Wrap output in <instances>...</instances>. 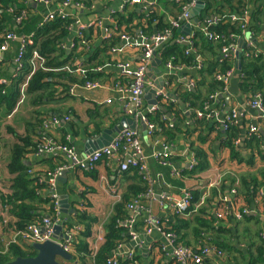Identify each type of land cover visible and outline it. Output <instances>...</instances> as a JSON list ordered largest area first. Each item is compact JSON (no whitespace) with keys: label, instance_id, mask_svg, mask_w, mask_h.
<instances>
[{"label":"crops","instance_id":"1","mask_svg":"<svg viewBox=\"0 0 264 264\" xmlns=\"http://www.w3.org/2000/svg\"><path fill=\"white\" fill-rule=\"evenodd\" d=\"M109 1L91 0L92 3L89 7L85 6L83 2L75 3L72 1L62 9L65 16L74 20L73 24L69 26L67 36L64 39V52L66 55L71 53L74 48L75 39H80L87 33L89 28H92L89 44L94 46L93 49L96 46H101L105 40L118 39L106 50L107 59L102 64L90 69L91 73L99 74L97 80H95L98 85L95 88L87 89L85 88V82L79 85L74 84V93L69 91L66 96H60L54 101H43L38 105H31L28 102L26 111L23 102H19L9 116L5 118L16 116L20 110H24L26 115L24 121L16 119L14 123L9 124L17 132L23 131L25 120L35 121V119H41L43 126L39 128L40 130L37 129V135L33 136V139L36 140L38 136V138L45 137L46 140L59 145H62L60 142L63 141L66 143L67 149L74 152L78 157L82 156L86 150L93 151L95 147L107 146L123 131L113 133L112 127L115 123L124 122L125 118L133 119L134 127L126 129H135L137 132L147 175L151 181L148 182L141 178L142 175L138 174L137 166L130 165L124 171L127 173L122 174L124 172L121 171L120 164L127 157V153L122 149H118L108 156H103L92 167L73 165L68 153L63 150H53L41 156L31 153L27 156L28 161L24 160V163L31 165L34 171L43 172L41 180L47 186L41 190L42 197L52 199V194L57 195V205L52 199L54 203L53 213L49 215L46 211L41 210L38 211L39 217L58 219L60 225L58 234L61 235L62 239L59 243L66 239L63 233L67 232L72 235L70 240L72 247L70 252H67L71 256V260L56 257L55 260L61 264H93L91 257L103 242L107 226L114 217L118 219L117 224L124 227L125 233L122 234V237H125V241L117 244L109 253L110 257L134 251L140 264H176L172 258L165 256V252L161 251L163 246H168L170 243L167 234H172V232H167V225L162 223L161 220H170L175 215L172 207L173 200L180 198L183 192H189L192 196V193L196 192V195L199 194L200 205H208L209 210L216 215L217 211L221 212L219 210L221 206L218 202L221 201L220 197L226 196L230 201L229 203L226 202L227 213H231L229 209L238 211L237 207L241 206V202L236 198L234 202H237L232 204L236 195L238 178L250 173L256 174L259 169L264 168V111L250 107L249 101L253 98L254 93H245L239 88L241 82L240 65L236 66L237 59L235 57L237 50L245 49L248 55H262L264 58V18L261 19V23L250 21V10L252 11L254 5L251 4L248 8H245L240 22L242 34L232 36L235 41L225 45L226 47L229 44L235 46L233 53L228 56L234 58L235 67L224 74L216 75V78L221 80L225 87L222 91L210 95V101L205 102L203 108H191L184 96L185 90L187 92L194 91L196 81L199 79L198 77L195 78V74L201 68V64L197 63L193 66L174 64L171 58L163 61L162 51L169 43L174 44L170 39L167 43L163 42L156 49L155 56L159 62L152 65L153 58L151 56L145 64L147 82L143 89V100L145 107L151 109L146 113L151 116L159 113L161 120H166L169 127L176 128L174 130L177 137L172 140L173 143H169L167 140L170 139L153 133L156 127L149 123L147 119L146 121L152 127H149L148 123L142 121L140 117L127 112L130 105L125 94L119 89L128 86L132 78L121 71L120 65L127 63L129 64L128 71L134 72L138 66L143 64V42H150L151 37L158 33V31H155L157 30L156 22H149L146 20V16L153 13L171 22L180 16L181 6L186 0H144L141 3H131L130 0H114L113 4L108 5L106 2ZM196 1L193 0V5L188 9L187 20H180L177 27L179 34L177 33L174 36V40L180 36L191 37L193 31L196 29L203 30L204 25L209 24V21L215 22L218 19L215 14L213 16L209 14L210 12L205 11L202 0H198L202 2L199 13L194 17H190L189 12L196 6ZM261 1L263 3L261 5L264 6V0ZM15 4L14 10L24 13L21 16L25 22L21 24L22 20H17L16 17L11 18L8 25L13 32L23 38H30L38 26L45 22L48 13H56L60 10L58 9L60 0H48L47 4L34 3L32 0H19ZM126 4L127 6L124 9ZM9 8L11 9L6 12L7 14L13 9V7ZM116 11H122L126 14V18L132 13L135 14L132 21H125L124 23L128 24H123L118 32L114 29L116 25L111 16ZM175 13H177V16L173 18ZM233 16L237 19V15L232 14L231 17ZM187 24L189 25L188 29L184 28L183 30L182 27ZM251 25L260 29L256 36H253L250 31ZM126 27H130L131 32L135 28L134 34L125 33L124 28ZM144 29H148L151 35L150 33H146V35L143 32ZM122 34L133 38V41L130 43L123 41L121 39ZM239 41H243V46L240 48H238ZM179 44L185 45L182 42H179ZM19 46L20 42L18 40L12 41L3 54L5 62H9L6 65L8 71L13 75L17 74V64L14 61ZM93 49L91 51L87 50V52L91 53ZM80 50H83V48L76 49L77 52ZM87 58L88 55L83 53L73 61L67 62L64 68L70 72L74 71L77 76L85 79L87 70L83 68V61ZM224 58L227 57H222L220 51L218 59ZM168 62L171 68H168ZM148 72L151 76L148 75ZM0 80L5 81L2 78ZM160 81H162V87L158 88L156 85L160 84ZM191 81L193 86H190ZM209 81V78H207L206 85ZM262 86L261 92H257L262 96L264 103V82ZM200 91L201 94H204L205 86H200ZM165 92L171 93L173 97L167 96ZM225 92L229 94L227 99L219 97ZM152 99L155 100V103L150 104ZM160 108H164L165 111ZM230 109L242 110L244 116L225 128L224 123ZM140 122L146 124L145 134L142 131ZM40 131H42L41 134H39ZM232 132L236 136L233 139L234 150L237 152L234 158L226 144ZM1 136L3 139H12L10 134L4 135L1 133ZM255 139L259 141V151L254 146ZM105 141H109V143L103 145ZM249 141L251 142L249 143ZM191 142L203 151L202 161H200L203 166L195 169L198 171L188 176L183 174L182 171L191 169L197 163L194 154L189 150V143ZM164 147H166V150H164L165 156L155 158L154 153L163 151ZM132 152L134 151L131 148L130 154ZM170 158L174 160L172 162L167 160ZM44 159H49L55 164L59 162L52 172L58 167H63L55 174L52 184L49 180L52 172H47V163L41 162ZM165 159L170 165L160 163L159 160ZM250 159L252 163L248 164ZM142 184H145L146 190L152 192L153 195H147L146 190H142L141 194H137L138 196L135 198L136 188ZM220 186H223L224 194L212 197L213 189L218 188L219 190ZM59 197H64V199L58 203ZM206 198L210 203L204 201ZM254 202L255 205L250 208L249 213L259 218L258 224L253 221L243 222L241 219L239 220L241 222L236 224H233L227 218L219 221L220 226L230 228L233 232L232 237L230 236L229 241L226 240V242H230L231 245L241 249L243 254L247 250L246 245H248L250 237L246 235L244 228L248 226V229L253 233V229H257L259 226V228L264 227V215H262L264 213V197L258 194ZM132 205L136 206L132 207ZM233 205H236V207ZM197 207L195 206V208ZM63 209L65 211H62ZM82 213L89 215L87 226L84 222L79 223L76 219L78 214ZM188 215L180 216L187 217ZM231 215L233 216V212ZM41 219L37 222H40ZM156 222L159 225H155ZM0 227L1 231H5V226L0 224ZM132 233H134V237ZM76 240L86 247V254L83 251L80 254L75 251L74 242ZM18 245L31 247V244L24 242H20ZM201 247L202 245L198 249L200 250ZM208 257L210 259L202 260V264H222V255L217 257L209 254Z\"/></svg>","mask_w":264,"mask_h":264},{"label":"trees","instance_id":"2","mask_svg":"<svg viewBox=\"0 0 264 264\" xmlns=\"http://www.w3.org/2000/svg\"><path fill=\"white\" fill-rule=\"evenodd\" d=\"M17 1L19 0H0V45L4 41L5 34L13 32L8 25V21L21 15L20 11L14 10V4ZM72 1L75 3L83 2L87 7L91 6L92 3L91 0ZM113 2L114 0H110L106 3L110 5ZM188 2L189 0H186L184 4ZM202 2L204 3L203 8L205 11L210 12V15L215 14L218 19L215 22L209 21V24L204 25L203 30L196 29L193 31L191 48L194 51L188 54L185 53L189 47L188 45H181L179 42L174 41V36L177 33L179 34V32L177 28H172L169 20L153 13L146 16V20L149 22H156L155 26L157 30L155 31H158V33L171 30V41L174 44L169 43L162 51L161 56L163 61L171 58L174 64L179 63L186 66H193L197 63L201 64V68L195 74V78L198 77L199 79L196 81L194 91H184L185 100L189 102L188 104L191 108L195 109L203 108L204 103L210 101V95L224 89V83L217 79L216 75L224 74L235 67L234 58L218 59V57L223 46L231 41H235L232 36H240L242 34L240 22L242 21L245 8H248L251 4L254 5L252 11L250 10V21L253 20L254 22L261 23V19L264 18V6L261 5L263 4L261 0H202ZM126 6L127 4L124 9ZM9 7H13V9L9 12L10 14H7L6 12L11 9ZM122 11H116L111 15L116 25L114 28L116 32L121 29L123 24H128L124 23L125 21L131 22L135 15L132 13L126 18V15ZM232 14L237 15L236 20H231ZM176 16L177 13L173 15V18H176ZM21 20V24H24V18ZM73 21L68 16H56L54 19L47 20L41 26H38L37 30L30 37V40L25 44V52L21 57L20 66H17V74L13 75L9 73L8 66H6L9 62H5L4 59L0 61V79H5L3 82L0 80V134H10L12 136V139L10 138L2 142L4 151H0L1 163L6 173L2 182L4 189L0 187V224H3L7 217L9 224L5 226L6 229L13 228V225L17 226L15 230L22 229L28 224L37 222L42 218L39 217L40 214L38 212L41 210L51 215L54 203L50 197H42L41 190L47 186L41 180L43 172L34 171L31 165L24 163V160L28 161V155L36 153L37 147L41 142V138H38L39 136L36 140L33 139V136L37 135L36 131L37 129L40 130L39 128L43 126V121L41 119H35V121L25 120L23 131L17 132L12 126H6L3 119L9 116L19 102H23V105L28 104V102L31 105H38L43 101H54L60 96H66L72 86L71 84L79 85L88 80L92 82L97 80L99 74L91 73L90 69L102 64L107 59L106 50L118 40L117 38L105 40L101 46H96L93 49L94 46L89 44V36L92 32V28H89L87 33L80 39H75L74 48L71 53L66 55L64 52V39ZM134 29L131 32L130 27H126L124 28V32L133 35ZM250 31L253 36H256L260 32V29L251 25ZM143 32L145 34L150 33L148 29H144ZM209 33H212L213 37H209ZM80 47L83 50L77 52L76 49ZM92 49L91 53L87 52V50L91 51ZM83 53L88 55V58L83 61V68L87 70L85 79L77 76L74 71L70 72L64 68L67 62L73 61ZM238 60L240 65L239 73L241 75L239 88L241 91L251 94L257 91L261 92L264 82V58L262 55H248L245 49H242ZM207 78L210 81L206 85ZM200 86H205L204 94H201ZM145 117L149 123L156 127V130L153 132L155 135L165 136V138L170 139L167 142L173 143L172 140L177 137V133L174 130L176 128L169 127L166 120H161L159 113L153 116L146 113ZM235 137L234 132H232L226 142L232 152L233 158L237 153L234 150L233 144ZM60 143L67 146L63 141ZM254 146L257 147V151L260 150L259 141L256 139ZM189 150L194 154L197 163L191 169H186L182 172L185 175L191 176L198 171L195 169L203 166L200 163L203 151L194 145L193 142L189 143ZM167 160L172 162L174 159L170 158ZM41 162L47 163V172H52L59 163L55 164L49 159H44ZM251 163L252 160L250 159L248 164ZM3 168H1L2 172ZM141 186L136 188L135 198L139 193L141 194L142 190H146L145 184ZM260 186L264 187V168L259 169L256 174L250 173L238 178L236 195L232 201V204H235L237 201L234 202V200L237 198L241 202V206L237 207L238 211H242L245 208L250 209L255 205L254 200L258 195L257 192ZM212 192V197L224 194L223 186H220L219 190L218 188L213 189ZM195 193L193 192V196L191 195V204L188 206L186 213V215L189 214L187 217L175 214L170 220H161L162 223L167 225V232H172L174 235V242L190 248L194 253H199L198 248L201 245L215 246L222 253V264H264V227L259 228V226L257 229H253V233L248 229V226L244 228V232L250 237L248 245H246L247 250L243 254L241 249L236 248L235 245H231L230 242H226L233 235L230 228H225L219 224V221L225 218L233 224L241 222L239 221L240 219L243 222L253 221L258 224L259 218L251 213H244L239 218H236L231 213H227V203L221 200L218 201L221 206L219 210H221L224 217L218 219L209 210L208 205H200L199 194L196 195ZM204 201L209 202L208 198ZM195 206L198 207L195 208ZM233 206L236 207V205ZM88 216L87 213L85 215L82 213L78 214L76 219L79 223L84 222L87 226L89 222ZM117 220L115 217L110 220L103 242L91 257L93 264H108L109 253L118 243L125 241V237H122V234L125 233L124 227L117 224ZM2 238L3 236L0 234V264H8L16 257H28L34 254V250L30 246H19L18 243L20 242L8 241L1 243ZM74 244L77 253L80 254L83 251L86 254V247L81 245L77 240ZM208 259H210L208 256L203 257V261ZM117 264H130V261L124 258V255H120L117 259ZM186 264L195 263L192 260H188Z\"/></svg>","mask_w":264,"mask_h":264},{"label":"built area","instance_id":"3","mask_svg":"<svg viewBox=\"0 0 264 264\" xmlns=\"http://www.w3.org/2000/svg\"><path fill=\"white\" fill-rule=\"evenodd\" d=\"M34 3H44L47 4L48 0H32ZM72 0H60V9L56 13H48L45 21L54 19L56 16L64 17V11L63 8L67 7ZM131 3H141L144 2V0H130ZM193 5V0H191L188 3L183 4L180 16L177 19L172 20L171 26L172 28H177L179 26L180 20H187L188 18V9ZM21 15H24L23 12H21ZM17 17V20H21L22 16ZM231 20H236L235 16L231 17ZM43 23L40 24V26ZM209 37H213L212 33L208 34ZM121 39L125 42H132L133 38H130L129 36L122 34ZM142 39V36H141ZM171 40V30H165L163 33H157L151 37V43L150 42H143V48H142V60L143 64L138 66L136 71H128L129 64L125 63L120 65L121 71L129 75L131 79V83L128 86H123L119 90L125 94L126 99L130 107L127 109V112L138 116L142 119V121L148 123L146 121V111H149L151 109H147L144 104L143 100V89L146 85L147 79L145 76V64L152 56L153 51L156 52V49L159 48V46L165 42L167 43L168 40ZM18 40L20 42V46L17 50V54L15 57L14 63L17 64V66H20V60L21 57L24 55L25 52V44L30 40L29 37H22L17 35L15 32H9L5 34L4 41L0 45V61L3 59V54L7 50L8 45L10 42ZM177 42H182L185 45H188L189 47L185 51L186 54L191 52L193 49L192 46V36L185 38V37H178L176 40ZM132 46V45H130ZM235 50V46L233 44H229L228 47H223L221 49V55L222 57H228L230 53H233ZM168 68H171L170 63L168 62ZM98 85L96 81H86L85 82V88L92 89L95 88ZM190 86H193V82H190ZM75 85H72L70 87V92L74 93ZM215 96V95H214ZM249 105L252 108H256L259 111H264V103L262 100V96L260 93H254L253 98L249 101ZM244 116V112L242 110L238 109H230L228 112L227 119L224 123V127H228V125L234 124L235 121L238 119H241ZM55 121V120H54ZM149 127H152L151 124L148 123ZM41 142L39 143L35 155L41 156L45 153L51 152L53 150H63L66 151L71 158V162L73 165L78 167H92L99 159H101L103 156H108L112 153H114L118 149H122L127 153V157L125 161H123L120 164L121 171L126 170L130 165L131 166H137L139 173L142 175V178L148 182L151 181L150 177L147 175V169L146 165L144 163V156L142 155L139 142L137 139V132L135 129L130 130H123L121 133H119L114 140L109 143L107 146H103L100 148H97L90 152H85L82 156L78 157L74 154V152H71L67 149L66 146L55 144L53 142H50L49 140H46L45 137H42ZM131 148L134 152L130 154ZM164 150H166V147L163 148V151L154 153L155 158H159V156H165ZM161 164H167L170 165V163L166 162V160H159ZM63 167H58L54 172L50 174V183H53V180L55 178V174L61 170ZM65 168V167H64ZM259 195L264 196V187L261 186L258 188ZM147 195H153L152 192L149 190L146 191ZM52 199L54 200V203L57 205V195L52 194ZM220 199L224 202L229 203L230 201L227 199L226 196H221ZM191 200V194L189 192H183L182 196L178 199L173 200V213L177 215H186L187 209L189 206ZM136 206V205H132ZM230 212H233V215H235L237 218H239L242 214H247L250 212V209H243L242 211H235L233 209H229ZM264 215V213H262ZM223 216L222 212L217 211L216 217L219 219ZM59 222L58 219H52L49 217H43L40 222H35L28 224L26 227L22 229H16L17 226L13 225V232L14 237H16L14 242H24V243H42L46 240H54V226L55 224ZM155 225H159L157 222L154 223ZM149 230V229H148ZM134 237V233H132ZM63 236L66 237L64 241H62V248L66 252H70V249L72 247V244H70V240L72 239L71 233H63ZM167 237L170 238V243L168 246H163L161 251L165 252V256H168L174 260L176 264H186L188 260L194 261L195 264H202V260L204 256H208L209 254L216 255L217 257L221 256V252L212 245H204L200 248L199 253H194L190 248H187L185 246H182L180 244H176L173 242L174 235L169 233L167 234ZM12 241V242H13ZM172 241V242H171ZM60 243V245H61ZM170 249V250H168ZM168 250V251H167ZM124 258L128 259L130 261V264H140L139 261L136 259L134 251H128L123 254ZM120 255H112L108 260V264H117V259Z\"/></svg>","mask_w":264,"mask_h":264},{"label":"water","instance_id":"4","mask_svg":"<svg viewBox=\"0 0 264 264\" xmlns=\"http://www.w3.org/2000/svg\"><path fill=\"white\" fill-rule=\"evenodd\" d=\"M201 7H202V2L197 0L196 6L193 7L191 9V11L189 12V16L194 17V15L199 13V11L201 10ZM188 27H189V25L187 24V25L183 26L182 29L183 30H184V28L188 29ZM242 46H243V41H239L238 48H240ZM155 55H156V52L153 51V53H152V58H153L152 65H155L156 63L159 62V60L156 58ZM239 55H240V50H237L235 52V57L237 59L236 60V66L237 67L239 66V60H238ZM148 75L151 76V74L149 72H148ZM152 78H154V77L152 76ZM156 86L158 88H161L162 87V81H160V84H157ZM165 94H167V96H169V97H173L171 95V93H169V92H165ZM228 95L229 94L225 92V93H222L221 95H219V97H224L225 99H227ZM153 103H155L154 99H152V101H150V104H153ZM160 109L165 111L164 108H160ZM167 114H169V113H167ZM134 125H135V123H134L133 119L125 118L124 122L119 121V122L115 123V125L112 127V132L116 133V132H120L126 128H133ZM140 125L142 128V131L145 134L146 133V124L140 122ZM110 138H112V136H110ZM108 143H109V141H105L103 145H106ZM96 148H99V147H95V149ZM90 151L91 150H86V152H90ZM63 199H64V197L63 198L59 197L58 203L61 202ZM62 211H65V210L63 209ZM258 217H260V216H258ZM59 230H60V225H59V222H57L54 226V232H55L54 240H46L42 243H37V242L31 243V247L35 251V254L33 256L16 257L14 260L10 261L8 264H61L55 260L56 257H60V258L65 259V260H71V256L69 255V253L65 252L63 250V248L60 246L59 242L62 239H61V235L58 234Z\"/></svg>","mask_w":264,"mask_h":264},{"label":"rangeland","instance_id":"5","mask_svg":"<svg viewBox=\"0 0 264 264\" xmlns=\"http://www.w3.org/2000/svg\"><path fill=\"white\" fill-rule=\"evenodd\" d=\"M26 110H27V104L25 105V111ZM25 117H26V115H25L24 110H20L18 115L12 116L10 118L7 117V118H4L3 120L5 121V124L7 126V125H9L11 123H14L16 121V119L23 120V119H25ZM5 141H7V139H3L1 134H0V151H4V148L2 147V142H5ZM1 168H3V166H2V163H1V159H0V187L3 188L4 184L2 182H3V179L5 178L4 174L6 175V173L4 171V168H3V172H2ZM8 224H9L8 218L6 217L5 218V222L3 224H1V226L2 225L6 226ZM0 234H2V236H3L1 243H6L8 241L12 242L13 240L16 239V237H14V232H13L12 228H7V229H5V231H1V227H0Z\"/></svg>","mask_w":264,"mask_h":264}]
</instances>
